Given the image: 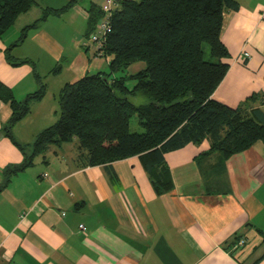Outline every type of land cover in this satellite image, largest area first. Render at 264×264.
<instances>
[{
    "label": "crops",
    "instance_id": "obj_1",
    "mask_svg": "<svg viewBox=\"0 0 264 264\" xmlns=\"http://www.w3.org/2000/svg\"><path fill=\"white\" fill-rule=\"evenodd\" d=\"M37 1L0 37V81L15 98L39 89L35 72L45 84L44 96L12 127L24 150L5 131L13 111L0 99V185L8 168L24 163L38 133L59 119L63 86L111 70V56L87 34L91 5L105 0H76L11 48L45 8L72 0ZM236 1L239 9L223 13L230 66L213 96L264 112V0ZM9 55L35 65H14ZM79 145L77 138L52 144L0 190V264H264L262 140L227 160L204 154L209 140L166 153L170 191L157 188L139 155L91 166ZM238 236L247 243L231 251Z\"/></svg>",
    "mask_w": 264,
    "mask_h": 264
},
{
    "label": "trees",
    "instance_id": "obj_2",
    "mask_svg": "<svg viewBox=\"0 0 264 264\" xmlns=\"http://www.w3.org/2000/svg\"><path fill=\"white\" fill-rule=\"evenodd\" d=\"M37 2L0 0V37ZM75 2L61 8H45L41 18L22 29L11 48L22 43L29 30L50 14L60 15ZM239 6L236 0H120L104 48V53L111 56L110 73L84 75L63 86L59 119L38 133L24 163L7 169L0 190L52 144L74 138L80 143V157H85L91 166L109 167L115 161L139 155L161 191H170L173 186L165 158L170 151L209 140L210 148L204 154L218 152L227 160L259 140L264 142L261 109L232 107L213 96L230 66L224 61L230 53L221 39L223 13L226 7L236 10ZM89 12L88 35L102 9L93 3ZM204 44L209 45L210 55L216 60L206 59ZM9 58L14 65H35L30 59ZM141 61L145 67L140 71L110 78ZM57 70L58 67L54 69ZM35 76L39 89L23 101L17 100L0 81V99L13 111L5 131L22 150L12 127L30 111L31 100H39L45 94L41 76L37 72ZM129 79L135 81L133 88L126 85ZM134 94H143L151 101L135 104L131 100ZM135 114L143 132L130 130Z\"/></svg>",
    "mask_w": 264,
    "mask_h": 264
},
{
    "label": "built area",
    "instance_id": "obj_3",
    "mask_svg": "<svg viewBox=\"0 0 264 264\" xmlns=\"http://www.w3.org/2000/svg\"><path fill=\"white\" fill-rule=\"evenodd\" d=\"M119 1L120 0H105V2L101 5L102 15L98 19L94 30L89 34V41L96 45L97 50L100 52H104L107 37L111 31V18L114 10L119 6ZM243 55L248 57L249 53L244 51ZM24 216L25 214H22L21 218ZM81 227L84 228V225L82 224ZM246 243L247 239L244 236H238L236 237V240L232 242L230 250H238L239 248L245 246Z\"/></svg>",
    "mask_w": 264,
    "mask_h": 264
},
{
    "label": "rangeland",
    "instance_id": "obj_4",
    "mask_svg": "<svg viewBox=\"0 0 264 264\" xmlns=\"http://www.w3.org/2000/svg\"><path fill=\"white\" fill-rule=\"evenodd\" d=\"M204 52H205L206 59L216 60L215 58L211 57L210 47L208 44H204ZM144 67H145V62H142V61L136 62V63L131 64L125 71H119V72L113 73L114 75L112 77H119V76L129 75V74L131 75L135 72L140 71ZM127 84L129 87L132 88L133 85L135 84V81L129 80ZM131 99L136 104L149 103L151 101L149 97L144 96V95H136V96H133ZM130 130L132 132H143L144 131V128L139 123V118L137 114H135L130 120Z\"/></svg>",
    "mask_w": 264,
    "mask_h": 264
}]
</instances>
